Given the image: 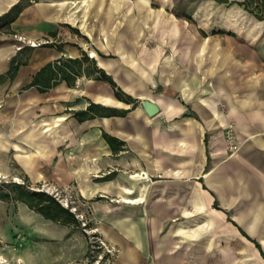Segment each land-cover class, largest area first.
Instances as JSON below:
<instances>
[{"label":"crops","instance_id":"crops-1","mask_svg":"<svg viewBox=\"0 0 264 264\" xmlns=\"http://www.w3.org/2000/svg\"><path fill=\"white\" fill-rule=\"evenodd\" d=\"M28 1L8 29L47 44L0 83V173L30 187L70 186L115 246L109 264H264V21L235 0L191 19L143 8L126 20L107 18L99 2L139 0ZM18 2L0 0V14ZM15 44L7 33L0 40V73ZM81 49L137 103L85 73L25 87L42 65ZM91 101L127 112L78 120L73 112ZM1 206L0 234L16 263L42 264L47 241H64L63 264L86 255L81 228L23 201Z\"/></svg>","mask_w":264,"mask_h":264},{"label":"trees","instance_id":"trees-1","mask_svg":"<svg viewBox=\"0 0 264 264\" xmlns=\"http://www.w3.org/2000/svg\"><path fill=\"white\" fill-rule=\"evenodd\" d=\"M217 1L226 2L227 0ZM235 2L242 5L244 9L251 12L257 19L264 21V0H235ZM27 3L28 2L25 1L15 3L6 12L0 14V29H8L10 23L17 17ZM186 17L191 19L190 15H186ZM68 26L76 32H79L77 28L70 25ZM50 33L55 34L54 31H51ZM46 44L47 43L43 45ZM33 47L34 46H21L18 48L16 53L10 58L8 69L4 73H0V83L12 79L15 76L18 67L27 61ZM84 63L86 64L84 65ZM82 73L96 79L107 81L113 88L114 95L117 98L132 102L133 105L137 103L138 100L123 92L112 76L106 73L102 68H99L95 63L94 58L90 57L88 53L82 49L79 57L60 56L53 61H49L42 65L25 87L33 85L42 91L62 80H65L69 84L71 82L73 83L76 76L81 75ZM126 112L127 109L106 107L91 101L86 109L75 110L73 115L78 120H84L97 115H122ZM103 135L110 140L111 136L106 133H103ZM0 198L5 200L23 201L31 209L40 213L47 219L65 225L73 224L82 229L80 220L68 207L64 206L47 191L37 190L30 187L26 178H23V182L10 181L7 184L0 185ZM88 225H91V223Z\"/></svg>","mask_w":264,"mask_h":264},{"label":"rangeland","instance_id":"rangeland-1","mask_svg":"<svg viewBox=\"0 0 264 264\" xmlns=\"http://www.w3.org/2000/svg\"><path fill=\"white\" fill-rule=\"evenodd\" d=\"M25 1L30 3L28 0H19V2ZM74 2H71L73 4ZM102 5L103 15L108 16L107 18H115L117 15L123 14V19H128L127 17L130 15L132 9H143V8H151V9H171L176 14H194L196 10H203V9H212L214 7H217L216 5L220 2L214 1V0H146V1H102L99 2ZM75 4V3H74ZM221 4V3H220ZM229 5V4H228ZM113 10V11H112ZM115 16V17H114ZM121 19V17H120ZM196 22L194 21L193 24ZM8 34V36L12 37L16 44L15 49L18 50L19 46H31L27 39L20 33H14L13 31L1 28L0 29V40L3 38V35ZM19 36L24 37V39H19ZM38 41L40 44H45L44 40H35ZM37 45V46H39ZM35 47V46H34ZM19 178V177H18ZM14 177H5L0 181V185L7 184L10 181H14ZM38 184L33 185L32 187H37ZM77 210L79 212H82L84 216L89 220V208L86 206H83L81 204L77 205ZM4 212V207L1 206L0 213L2 214ZM3 218L0 219V226H2ZM86 235V234H85ZM87 243H88V237L86 236ZM64 241L57 240V241H47L44 243L45 251L41 255L38 256V262L42 264H63V257L60 254L59 247L60 245H63ZM7 242L3 238L2 234H0V264H19L14 261L13 258H11L10 254L7 252L6 248ZM89 248V247H88ZM63 249V246L61 247ZM116 251L113 252V254L109 255V261L108 263L105 262L104 264H109ZM86 255L76 261L71 262V258H68L64 264H86L87 259Z\"/></svg>","mask_w":264,"mask_h":264},{"label":"built area","instance_id":"built-area-1","mask_svg":"<svg viewBox=\"0 0 264 264\" xmlns=\"http://www.w3.org/2000/svg\"><path fill=\"white\" fill-rule=\"evenodd\" d=\"M24 39V37L19 36V39ZM27 42L31 46H37L40 43L35 40L27 39ZM46 42V41H44ZM19 46L18 48H20ZM225 139L227 141V146L230 152L235 151L238 148V144L235 138L234 129L231 124L225 129ZM6 176L0 173V181ZM15 181L21 182L22 180L18 177H14ZM37 190H44L52 194L58 201H60L64 206L68 207L75 216L80 220L82 230L88 237V256H86V264H104L108 263L109 255L116 251L115 246L109 244L103 239V237L97 232L96 228L91 225L90 220L84 216L82 212L77 210V205L81 204L87 206L84 200H81L72 190L70 186H56L55 184L43 182L37 185V187H32Z\"/></svg>","mask_w":264,"mask_h":264},{"label":"water","instance_id":"water-1","mask_svg":"<svg viewBox=\"0 0 264 264\" xmlns=\"http://www.w3.org/2000/svg\"><path fill=\"white\" fill-rule=\"evenodd\" d=\"M140 105L148 115H153L158 111V106L150 99L143 98L140 100Z\"/></svg>","mask_w":264,"mask_h":264}]
</instances>
